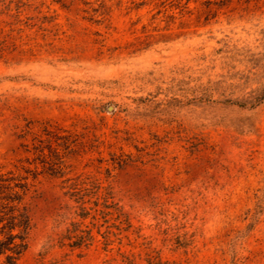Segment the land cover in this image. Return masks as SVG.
I'll use <instances>...</instances> for the list:
<instances>
[{
	"label": "rangeland",
	"instance_id": "rangeland-1",
	"mask_svg": "<svg viewBox=\"0 0 264 264\" xmlns=\"http://www.w3.org/2000/svg\"><path fill=\"white\" fill-rule=\"evenodd\" d=\"M19 187L18 264H264V0H0Z\"/></svg>",
	"mask_w": 264,
	"mask_h": 264
},
{
	"label": "trees",
	"instance_id": "trees-1",
	"mask_svg": "<svg viewBox=\"0 0 264 264\" xmlns=\"http://www.w3.org/2000/svg\"><path fill=\"white\" fill-rule=\"evenodd\" d=\"M18 188V186H15ZM22 193L13 192L2 198L0 203V258H4L6 264H18L20 258L27 252L29 247V235L32 230V220L28 207L24 205L25 189L19 187ZM85 211V210H84ZM88 212H84L81 218L86 219ZM68 230L67 239L73 248L89 246L94 240L89 231H81L77 224ZM125 264H135L134 260L124 257ZM148 264H158L152 258Z\"/></svg>",
	"mask_w": 264,
	"mask_h": 264
}]
</instances>
